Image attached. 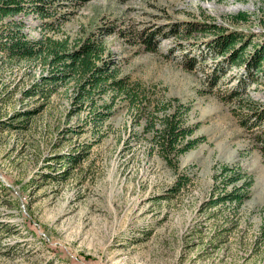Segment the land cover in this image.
I'll use <instances>...</instances> for the list:
<instances>
[{
	"label": "rangeland",
	"instance_id": "rangeland-1",
	"mask_svg": "<svg viewBox=\"0 0 264 264\" xmlns=\"http://www.w3.org/2000/svg\"><path fill=\"white\" fill-rule=\"evenodd\" d=\"M23 18L32 38L72 41L104 27L112 65L138 82L151 111L108 90L111 115L86 148L90 126L73 131L88 115L73 108L74 80L47 99L23 97L46 69L0 56V264H264V124L248 125L247 107L228 98L243 69L207 44L221 29L239 32L246 51L261 43L264 0H87L60 8L49 27ZM142 30L155 32L152 50ZM216 63L223 74L211 86ZM254 78L240 97L263 106V78ZM175 108L196 142L174 171L153 134ZM80 150L64 168L54 158Z\"/></svg>",
	"mask_w": 264,
	"mask_h": 264
},
{
	"label": "trees",
	"instance_id": "trees-1",
	"mask_svg": "<svg viewBox=\"0 0 264 264\" xmlns=\"http://www.w3.org/2000/svg\"><path fill=\"white\" fill-rule=\"evenodd\" d=\"M84 1L87 0H0V56L11 61L39 63L46 69L45 75H41L39 79L29 83L23 89V97L37 95L38 98L47 99L56 90L57 85H64L69 79L74 80L73 108L80 111L86 107L88 115L85 123L78 125L76 127L78 129H73V131L81 133L85 131V126H90L92 138L86 143L87 148L100 137L99 123H102L109 114L111 115L113 98L104 102V94L108 90L113 93L112 96L124 94L130 104L139 106V111L142 113L149 114L151 109L148 110L150 101L144 102L147 95L138 82L129 83L130 76L120 75L119 70L112 65V59L109 58L110 52L104 44V27H97L98 31H86L72 41L68 36L62 39L32 38L25 32L26 22L23 16L31 13L41 19L43 27H49L51 25L49 19H52L60 8L67 4H78ZM14 16L17 17L13 18ZM245 18L244 13L236 17L240 20ZM188 23L192 26L199 24L203 28L208 25L203 22ZM140 34L146 48L152 50L155 47L156 39H153L155 32L146 33V30H142ZM240 40L242 37L239 32L221 29L207 44L210 50L221 56L226 66L240 68L244 71L243 75L237 77L228 95V98L237 97V102L247 107L245 115L248 116L247 120H250L251 124L247 121L241 124L262 125L264 124V105H259L251 98L243 99L240 94L249 87L250 82L255 83L258 80L254 78V74L260 73L264 84V39L248 51H246V44L237 45ZM218 65L219 63H216L209 74L208 81L211 86H214L223 74L218 73ZM18 85L19 82H16L14 89ZM6 96L7 93L4 94V98ZM144 126L146 130L154 128L149 118L145 119ZM154 130L153 137L158 153L165 164L175 171L178 166V155L196 142V139L191 137L193 127L185 125L180 120L178 109L175 108L161 117L160 127ZM85 152V150H80L67 156L55 155L54 158L62 157L61 162L64 168L68 162L69 164L77 162L81 154H86ZM262 155L264 157V151ZM62 172L66 174L68 171ZM241 176H243L242 173H233L230 180H238ZM187 180L185 176L179 178L178 183L172 186V191L178 190ZM249 184L250 181H247L246 185ZM232 196L233 193L230 192L218 199Z\"/></svg>",
	"mask_w": 264,
	"mask_h": 264
}]
</instances>
